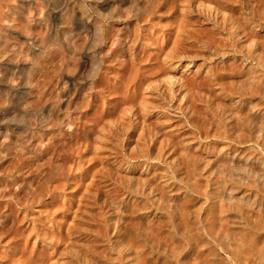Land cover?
Wrapping results in <instances>:
<instances>
[{"label":"rangeland","instance_id":"1","mask_svg":"<svg viewBox=\"0 0 264 264\" xmlns=\"http://www.w3.org/2000/svg\"><path fill=\"white\" fill-rule=\"evenodd\" d=\"M67 1L0 0V105L9 102L0 113V222L11 218L0 263L22 248L30 264H264V0ZM66 3L91 26V56H108L120 39L147 56L146 71L166 44L160 59L177 68L163 61L159 76L136 87L135 105L144 100L146 108L122 120L136 125L134 135L110 131L115 116L106 117L109 133L93 134L81 160L53 150L37 159L56 138L66 143V95L58 99L66 92ZM179 26L183 53L170 48ZM116 55L110 86L129 74ZM167 76L180 81L170 88ZM19 82L21 92L9 88ZM116 101L102 100L89 115ZM92 148L100 164L87 163ZM49 166L55 174L41 179Z\"/></svg>","mask_w":264,"mask_h":264},{"label":"bare ground","instance_id":"2","mask_svg":"<svg viewBox=\"0 0 264 264\" xmlns=\"http://www.w3.org/2000/svg\"><path fill=\"white\" fill-rule=\"evenodd\" d=\"M170 1L168 0L166 2L169 3ZM186 1H189V0H186ZM149 3H153L154 6L160 5V3H155V1H150ZM190 3H191V1H190ZM153 4H150V6ZM220 4H221V1H220ZM64 9L66 10V13L69 14L68 15V18H69L68 29L69 30L68 29L66 30V81H65L66 82V92L60 94L58 99L59 100L63 99V97H65V95H66V143L62 144L59 142V140H58L59 138L58 139L56 138L51 143H48L46 146H44L43 149H41V156H39L37 159H42L46 155V153L53 150V153L56 156L58 155L59 157H66V159H71V158L75 157V159L81 160L84 156L85 151H87L89 153V150L91 149L90 148V142H92V140H93L92 135L95 134L97 131L99 133H103L104 130H105L104 132L109 133V128L108 129L106 128L108 125H112V127L114 128V129L112 128V130H110V131L115 130L117 133H123V135H126V136L134 135L136 132V130H135L136 125H133L132 129L125 128L124 125L122 124V120H124V116H126V114L133 113L134 111H135V114L136 113L139 114L140 111H144V109L146 108V105L144 104L145 103L144 100H141V102L138 103L139 108L135 105L136 104L135 103L136 87L139 85L140 82H142V81L145 82L150 77L159 76L160 71H163L165 69V68L162 69V66H164L162 63L163 61L168 65L169 71L177 68V65H176V63H174V61L169 62L166 60L168 58V56L164 57L162 60L160 59L162 51L167 46L166 44H165L166 46L160 45L159 46L160 50H158L157 54L154 56H151V58L154 59V62L151 63L152 67L146 71L142 70V67L145 66V64L141 65V63L144 61V59L147 56H145V54L140 55L141 52L135 53L134 48L132 46H128L127 48H125L126 43L125 42L123 43L120 39H118L116 41L113 40L112 44L116 43V45H115V47L111 48L110 54L108 56H106L104 54L101 55L100 58L97 56H91V52H96L95 48L97 46L95 43H93V44L90 43L92 40V37H93L92 36V34H93L92 29L90 28L91 26H88L85 23V21L81 18V16L80 17L76 16V11L74 13L73 10H70L68 8L67 3L64 5ZM51 15L52 14H50V16ZM142 16H143V12H137V13L132 15V17L134 18L133 19L134 21H140L142 19ZM179 29H181V26H179L178 30H176L173 33L174 37L172 36L170 39V44H171L170 48H171V50L174 49V52H175V50H178L179 52L182 51V53H183V52H185L183 50H186V49L183 46V42H182V39L184 37L182 38L180 36ZM186 32H187V35H189V38H195L194 34H192L193 32L191 34L189 33V31H186ZM79 36L83 37V44L77 43L76 38H78ZM131 36L134 37V35H130V37ZM131 38H130V40L128 39V41L132 40V42H134L135 38L134 39H131ZM144 39L150 40V37L147 36ZM110 40H111V36L108 33L100 34V43H99L100 49L103 50V48H104L103 45L107 44L108 41H110ZM25 42H26V40H25ZM63 46H64V44H63ZM99 46H98V48H99ZM117 52H121V57L124 58L123 61H118L119 65L122 66L121 69L124 72H126V70L129 71V74L127 76H125L126 73H124L123 79H120L119 82H117L115 85L110 86L107 83V73H108L107 69L111 68L109 63H111L115 60V58L117 56L116 55ZM6 55H8V54H6ZM149 58H150V56H149ZM18 60H19L18 58H15V61H17L18 63H21ZM92 65H93L92 71L88 72V69H87L88 66L90 67ZM183 66H184L183 71L184 70L186 71L189 68H192V65L190 64V62L185 63ZM16 67L18 68V66H16ZM132 70H135V72L132 73ZM17 71L18 70H16V72ZM4 77H5L4 75L0 74V84L4 83L6 81ZM165 80L164 81L171 88L173 85H175L178 82L179 79L177 80V79H174V77L167 76L165 78ZM180 83L181 82H179L178 84H180ZM193 83H194L193 80H185L183 82V84H193ZM5 86H7V85L5 84ZM83 86H86V87L82 88ZM179 86L182 87V83ZM22 87H24V86L20 82L14 83V84L13 83L9 84L10 89L20 90V89H22ZM130 90H131V92H130ZM171 90H170V92H171ZM20 92H21V90H20ZM118 94H121V95H118ZM110 95H112L113 97L111 98ZM115 97H117V101L113 105H111L110 107L102 108L98 116H96L95 114H94L95 116L89 115L90 111L95 112L96 110H98L99 104L102 103L101 102L102 100L105 103V102H108L110 100H113V98H115ZM37 101H38V99H37ZM8 105H9V102H7L6 105H4V104L0 105V113L4 110H7ZM35 105H37V104H35ZM126 105H128V107H125ZM53 106H54V104H50L51 114H55L58 117L60 109L58 108V106H54L55 109L54 108L52 109ZM132 108H133V112H132ZM29 110L30 111L31 110L37 111L36 109H34L33 107H30V106L26 108V111L30 113ZM26 111L24 110V113H25L24 116H26V114H27ZM96 113H98V111H96ZM89 116H90V118H89ZM91 116H93V117H91ZM114 116H115V118H113L112 121H109V122H111L110 124L107 122L108 125L106 126V124H104L103 120L106 117L111 118ZM138 117L139 116L137 115L136 118H138ZM47 122H49V121H47ZM86 122H88V123L90 122V124H91L92 128H91L90 132L81 131V129H80L82 124L85 126ZM101 123H102V125H101ZM99 125H101V126H99ZM116 132H115V134L113 132L114 137L116 136ZM1 134H2V132H0V135ZM111 136H112V134H111ZM82 141L84 142V144L81 143L84 146L83 149L74 146V145H79L80 144L79 142H82ZM82 145H80V146H82ZM53 147H55V148L53 149ZM71 150H73V151H71ZM96 150H98V149L96 148V149H93V151H90L92 153V155L89 159H87V163L92 162V164H93L97 160H98V164L101 163V158L99 157L100 155H98V152ZM70 151L73 153H70ZM17 154L20 155V153H17ZM113 154L115 156H117V153L115 151ZM17 157H19V156H17ZM50 166H52V165L50 164ZM49 167L48 168L45 167V169L43 170V171H45L43 174L44 176L42 175L43 178H41V179H45V180L49 179V177H50L49 174L53 173V172H51L52 167H50V169H49ZM68 169H67V171L71 170L72 168H70L69 170ZM87 173H88V171H87ZM53 174H55V173H53ZM91 176H92V174H91ZM52 177H51V179H52ZM40 180H39V182H40ZM42 181L44 182V180H42ZM37 188L38 187H36L34 190L32 189V191H29L32 196H33V193H34V195L36 194L35 191L37 190ZM41 189H43V188H41ZM32 196H30V197H32ZM32 202H35V201H32ZM26 203H28V202H26ZM10 219L11 218L6 217V220H4L3 222H0V234L2 236L5 234V228H6L7 224L9 222L11 223ZM50 244H52V243H50ZM53 246L56 247V244H54ZM14 249H16V248H14ZM23 256H24V252H23L22 248H20L19 250H17V249L13 250L11 252L10 259L8 261L2 262V264L3 263L30 264V263L26 262V260L23 258ZM48 263L52 264L48 260L37 259L34 263L32 262L31 264H48Z\"/></svg>","mask_w":264,"mask_h":264}]
</instances>
